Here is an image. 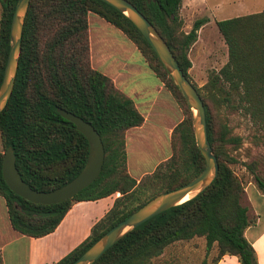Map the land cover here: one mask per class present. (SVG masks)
Masks as SVG:
<instances>
[{
	"label": "trees",
	"instance_id": "1",
	"mask_svg": "<svg viewBox=\"0 0 264 264\" xmlns=\"http://www.w3.org/2000/svg\"><path fill=\"white\" fill-rule=\"evenodd\" d=\"M127 1L157 31L188 79L187 50L205 18L196 19L183 32L178 18L181 0ZM15 2L0 0V81ZM88 13L124 34L182 111L181 120L169 133V155L138 180L126 170L124 133L140 126L143 117L108 76L90 66ZM215 25L226 45L227 59L217 72L208 75L202 88L213 95V107L239 109L252 124L264 129V10L219 20ZM195 89L204 108L207 140L218 164L216 176L194 196L127 231L90 264H150L169 244L194 237L204 239L206 251L214 246L213 263L223 255H233L239 264H257L243 236L249 224L247 208L241 203L243 186L233 174L230 164L234 160L224 148L226 144L236 147L240 138L229 133L207 95ZM56 108L82 118L96 130L103 147L100 172L74 196L53 204L21 198L7 188L0 174V196L10 227L20 234L40 237L56 227L72 203L116 192L119 196L89 234L52 264H70L115 223L156 194L184 184L204 166L184 97L128 18L100 0L28 1L13 87L0 111V141L3 150L11 148L20 178L37 191L65 184L79 172L87 155L84 136ZM145 178L154 180L149 187L153 192L142 198ZM256 182L264 190L258 178Z\"/></svg>",
	"mask_w": 264,
	"mask_h": 264
},
{
	"label": "rangeland",
	"instance_id": "2",
	"mask_svg": "<svg viewBox=\"0 0 264 264\" xmlns=\"http://www.w3.org/2000/svg\"><path fill=\"white\" fill-rule=\"evenodd\" d=\"M261 10H264V0H181L178 10V18L181 20L180 30L183 32H187L196 19L205 18L206 20L196 31V39L187 50L190 61V67L187 70L188 80L200 93L207 95L213 111L229 128V133L239 136L240 142L236 147L226 144L224 148L234 160L230 167L241 182L243 190L250 184L260 189L256 178L264 184V129L257 128L239 109H231L226 105L213 107V95H209L202 85L207 81L208 75L211 72H217L227 59L226 45L215 22ZM105 29L108 30V48L100 43L96 44L94 39H91V49L97 53L99 60L106 59V62H110L114 57L139 59V53L133 50L132 45L122 33L114 27ZM151 78L153 79L152 76ZM169 95L172 107L167 116L168 129L182 118L181 109L170 93ZM169 133L167 134L164 120H153L145 123L143 131L136 140L131 141L126 137L125 159L128 171L134 175L140 171H150L158 160L159 163L165 159L170 153ZM3 152L0 141V154ZM153 183V179L145 178L144 196L140 195V197L145 198L153 192L149 189ZM114 194L116 197L119 196L117 192ZM241 203H245L244 198H241ZM4 216L3 211L0 213L2 228H5V224L1 222ZM10 248L6 247L4 251L6 264H10L8 251ZM215 252L214 246L205 250L202 237H194L169 244L159 256L151 260L150 264H201L202 260L205 264H212ZM23 254L22 247L20 256L22 257Z\"/></svg>",
	"mask_w": 264,
	"mask_h": 264
},
{
	"label": "water",
	"instance_id": "3",
	"mask_svg": "<svg viewBox=\"0 0 264 264\" xmlns=\"http://www.w3.org/2000/svg\"><path fill=\"white\" fill-rule=\"evenodd\" d=\"M28 1L29 0H16L11 13L8 30V50L0 81V111L5 106L13 87L20 50L23 18ZM100 1L110 5L128 18L147 41L171 77L174 85L184 97L190 112L194 143L204 160V166L198 174L184 184L156 194L126 217L115 223L70 264L92 263L130 229L136 227L153 215L197 194L211 182L218 170L216 157L211 152L206 136L204 108L200 96L195 87L178 67L163 39L149 21L129 1ZM56 111L63 119L71 122L76 131L82 134L87 142L85 162L73 178L52 190L37 191L31 189L20 178L14 165V155L10 147H7L1 156L0 174L3 182L14 194L32 203L53 204L71 198L97 177L103 162V147L96 130L82 118L70 112L60 108H56ZM184 197L187 198L182 200Z\"/></svg>",
	"mask_w": 264,
	"mask_h": 264
},
{
	"label": "crops",
	"instance_id": "4",
	"mask_svg": "<svg viewBox=\"0 0 264 264\" xmlns=\"http://www.w3.org/2000/svg\"><path fill=\"white\" fill-rule=\"evenodd\" d=\"M87 25L90 66L108 76L114 87L132 101L143 117L140 126L125 131L124 150L125 138L128 137L131 141L136 140L147 122L164 120L168 134L171 128L168 129L167 116L172 105L165 86L148 68L140 53L126 37L133 50L139 53L138 60L118 59L117 57L110 62H106V59L99 60L97 53L91 49V39H94L96 44L100 43L108 48V30L105 28L114 26L93 13H88ZM119 33L122 32L119 31ZM158 161L150 171H140L134 175L128 171L127 165L126 170L132 178L138 180L143 174L151 172ZM115 197L116 194H112L95 200L76 201L70 205L51 232L40 237H30L10 227L4 200L0 196V213L3 211L5 213L1 220L5 228L0 225V264H6L4 257L6 247H11L8 250L10 264H52L56 262L89 234L91 226L110 208ZM242 198L245 199V203L242 204L247 208L246 214L249 219V224L243 230V236L254 251L256 263L264 264V190L250 184L244 188ZM22 247L24 254L21 257ZM212 264L239 263L236 256L223 255Z\"/></svg>",
	"mask_w": 264,
	"mask_h": 264
},
{
	"label": "bare ground",
	"instance_id": "5",
	"mask_svg": "<svg viewBox=\"0 0 264 264\" xmlns=\"http://www.w3.org/2000/svg\"><path fill=\"white\" fill-rule=\"evenodd\" d=\"M185 198H187V197H184L182 200H185Z\"/></svg>",
	"mask_w": 264,
	"mask_h": 264
}]
</instances>
